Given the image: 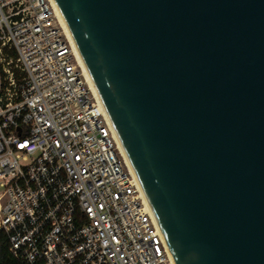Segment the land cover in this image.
I'll return each instance as SVG.
<instances>
[{
	"label": "water",
	"instance_id": "1",
	"mask_svg": "<svg viewBox=\"0 0 264 264\" xmlns=\"http://www.w3.org/2000/svg\"><path fill=\"white\" fill-rule=\"evenodd\" d=\"M175 264H264V0H53Z\"/></svg>",
	"mask_w": 264,
	"mask_h": 264
},
{
	"label": "built area",
	"instance_id": "2",
	"mask_svg": "<svg viewBox=\"0 0 264 264\" xmlns=\"http://www.w3.org/2000/svg\"><path fill=\"white\" fill-rule=\"evenodd\" d=\"M0 187L24 264H175L53 0H0Z\"/></svg>",
	"mask_w": 264,
	"mask_h": 264
},
{
	"label": "trees",
	"instance_id": "3",
	"mask_svg": "<svg viewBox=\"0 0 264 264\" xmlns=\"http://www.w3.org/2000/svg\"><path fill=\"white\" fill-rule=\"evenodd\" d=\"M10 240L8 233L0 229V264H24L9 252Z\"/></svg>",
	"mask_w": 264,
	"mask_h": 264
},
{
	"label": "rangeland",
	"instance_id": "4",
	"mask_svg": "<svg viewBox=\"0 0 264 264\" xmlns=\"http://www.w3.org/2000/svg\"><path fill=\"white\" fill-rule=\"evenodd\" d=\"M3 192V188L2 187H0V195H1V193Z\"/></svg>",
	"mask_w": 264,
	"mask_h": 264
},
{
	"label": "bare ground",
	"instance_id": "5",
	"mask_svg": "<svg viewBox=\"0 0 264 264\" xmlns=\"http://www.w3.org/2000/svg\"><path fill=\"white\" fill-rule=\"evenodd\" d=\"M70 35V34H69ZM71 37V36H70ZM72 38V37H71ZM90 80V79H89ZM91 82V81H90ZM92 84V83H91ZM125 152V151H124ZM126 154V153H125ZM127 156V155H126ZM128 158V157H127Z\"/></svg>",
	"mask_w": 264,
	"mask_h": 264
}]
</instances>
